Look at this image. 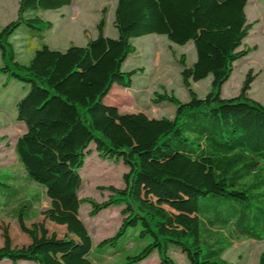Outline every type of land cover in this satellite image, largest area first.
Here are the masks:
<instances>
[{
  "label": "trees",
  "instance_id": "trees-1",
  "mask_svg": "<svg viewBox=\"0 0 264 264\" xmlns=\"http://www.w3.org/2000/svg\"><path fill=\"white\" fill-rule=\"evenodd\" d=\"M248 1L117 0V37L106 35L102 17L96 38L60 51L44 42L53 24L40 13L73 0H20L17 17L0 29V72L29 86L16 100L17 119L26 124L14 144L17 158L57 217L75 219L89 202L92 217L122 206L124 219L96 247L51 233L44 222L29 227L39 216L41 193L25 196L2 182L19 177L3 174L0 209H9L31 240L13 246L4 228L0 264H101L108 247L131 229L148 242L124 264H139L156 252L160 264H177L173 245L187 254L188 264H233L224 255L236 241L264 240V104L249 96L253 73L239 95L222 97L235 62L257 49L245 43L256 24L247 18ZM22 26L31 28L30 42L40 41L28 63L18 59L13 42ZM149 34L182 46L192 42L196 49L192 66L185 56L180 60L190 100L157 95L158 103L176 104L173 118L121 113L105 103L115 84L132 87L139 70L125 71L123 65L136 52L133 38ZM209 76L211 88L200 97L192 83ZM93 152L129 168L125 188L109 187L103 202L79 195L81 170Z\"/></svg>",
  "mask_w": 264,
  "mask_h": 264
},
{
  "label": "rangeland",
  "instance_id": "rangeland-1",
  "mask_svg": "<svg viewBox=\"0 0 264 264\" xmlns=\"http://www.w3.org/2000/svg\"><path fill=\"white\" fill-rule=\"evenodd\" d=\"M19 3L20 0H0V29L17 17ZM116 4L117 0H73L71 5L60 9L42 11L40 13L42 18L53 24L46 30L44 42L60 51L67 50L71 45L84 46L88 40L98 36V23L102 17L106 21V35L117 37ZM247 14L249 19L256 20L257 24L245 39V43L250 47L256 45L257 49L235 62L234 71L223 86L222 97L231 98L239 95L247 74L251 71L255 80L249 96L264 104L263 0H250ZM30 31L31 28L22 26L13 37L18 59L23 63L31 60L35 47L40 44L38 39L30 42L28 39ZM133 44L136 52L130 54L123 65L125 71L139 70L133 76L132 87L123 88L115 84L105 103L115 104L121 113L142 112L149 117L173 118L176 104L170 101L158 103L157 95L168 93L174 94L184 102L190 100L189 90L182 81L183 67L180 60L185 56L187 65H193L197 58L194 44L189 42L183 46L178 45L168 40L166 36L158 34L133 38ZM7 81L8 74L0 72V176L10 174L19 178L2 181L0 177V181L15 184L28 197L41 193V202L37 205L39 216L27 222L29 227L34 222H44L51 233L55 232L58 236L68 234L96 247L103 239L116 234L123 223V207L111 206L92 217L91 204L85 202L81 205L80 215L75 219L59 218L51 213L50 199L37 182L28 178L14 150L16 140L26 130V124L17 119L16 100L24 96L29 86L16 78ZM192 87L200 97H205L211 88V76L192 83ZM128 171L129 168L122 161L102 159L97 152H93L88 156L86 165L81 170L83 184L79 192L80 197L92 198L98 202L105 201L111 194L109 187L125 188L124 176ZM0 187L4 185L0 184ZM4 228H8L13 246L21 247L31 240L21 230L19 221L11 217L9 209H0V247L4 242ZM147 242L139 239L138 232L131 229L116 246L108 247L101 264H124L127 255L138 252ZM262 252H264V240L243 239L236 241L224 256L233 264H259ZM170 254L177 264H188L187 254L178 246H171ZM21 264L36 263L24 261ZM139 264H160L158 253H154Z\"/></svg>",
  "mask_w": 264,
  "mask_h": 264
},
{
  "label": "crops",
  "instance_id": "crops-1",
  "mask_svg": "<svg viewBox=\"0 0 264 264\" xmlns=\"http://www.w3.org/2000/svg\"><path fill=\"white\" fill-rule=\"evenodd\" d=\"M249 2H250V0L248 1V4H249ZM263 2H264V0H263ZM248 4H247V6H246V14H247ZM247 18H248L249 21H256V20H250L249 17H248V14H247ZM256 24H257V21H256ZM256 24H255V25H256ZM255 25H254V26H255Z\"/></svg>",
  "mask_w": 264,
  "mask_h": 264
}]
</instances>
